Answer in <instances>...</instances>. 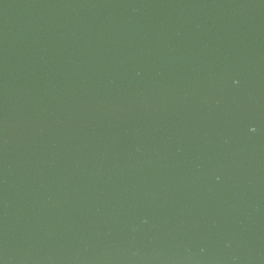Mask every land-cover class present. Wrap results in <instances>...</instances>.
Returning a JSON list of instances; mask_svg holds the SVG:
<instances>
[{
  "label": "water",
  "instance_id": "1",
  "mask_svg": "<svg viewBox=\"0 0 264 264\" xmlns=\"http://www.w3.org/2000/svg\"><path fill=\"white\" fill-rule=\"evenodd\" d=\"M0 264H264V0H0Z\"/></svg>",
  "mask_w": 264,
  "mask_h": 264
}]
</instances>
